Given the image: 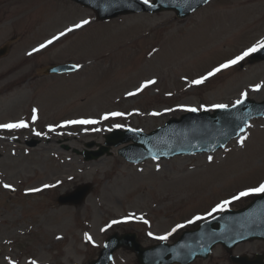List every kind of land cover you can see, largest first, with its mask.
<instances>
[{"label":"rangeland","instance_id":"1","mask_svg":"<svg viewBox=\"0 0 264 264\" xmlns=\"http://www.w3.org/2000/svg\"><path fill=\"white\" fill-rule=\"evenodd\" d=\"M82 20L90 23L33 52ZM261 40L264 0H212L184 20L162 11L106 22L71 0H0V47L10 45L0 57V124L28 125L0 128V264H89L115 232H136L147 246L184 225L165 240L173 242L225 208L248 204L258 193L233 197L264 183V117L253 119L246 132L214 153L135 164L119 154L125 144L93 160L76 151L92 141L89 149H98L117 125L149 132L186 108L232 106L244 92L264 100V61L251 63L248 57L202 84L192 83ZM67 62L79 64V70L61 75L42 71ZM147 80L156 83L128 95ZM255 85L262 87L255 90ZM114 112L123 115H110ZM103 113L109 117L102 119ZM78 120L97 122L69 123ZM35 139V146L26 145ZM61 180V186H54ZM84 183L92 188L83 204L57 201ZM42 186L40 192L31 191ZM226 200L223 210L213 212ZM65 209L71 211L65 225L51 222ZM84 233L96 239H81ZM255 252H264V242L234 249ZM112 264L138 262L133 251L122 247ZM192 264L233 263L218 245L210 258Z\"/></svg>","mask_w":264,"mask_h":264},{"label":"water","instance_id":"2","mask_svg":"<svg viewBox=\"0 0 264 264\" xmlns=\"http://www.w3.org/2000/svg\"><path fill=\"white\" fill-rule=\"evenodd\" d=\"M93 7L100 19H107L122 13L137 10H175L181 17L187 16L209 0H155L154 3L141 4L139 0H77ZM7 47L0 49V55ZM264 58L263 55L254 60ZM68 67V65H66ZM62 66V67H66ZM262 104L244 101L230 109H218L215 114L208 112L194 113L181 119H172L167 125L150 133L141 131H116L107 136V145H119L134 141L120 152L131 161L139 162L149 157L170 158L176 154H194L213 152L225 147L231 139L240 135L241 129L246 130L249 120L264 114ZM32 144H36L33 142ZM92 145V144H88ZM109 147L95 152L84 151L86 158L98 157L109 151ZM90 191V186L79 187L74 193L62 196L59 203L81 204ZM264 239V195L255 199L245 209L226 211L204 223L198 230L185 232L172 245L163 243L152 247H143L135 234L112 235L101 251L99 259L91 264H109L114 251L127 246L137 253L140 264H188L196 257H208L212 248L222 243L228 249L237 243L249 239ZM239 264H264L261 258L250 261L247 258H235Z\"/></svg>","mask_w":264,"mask_h":264},{"label":"snow or ice","instance_id":"3","mask_svg":"<svg viewBox=\"0 0 264 264\" xmlns=\"http://www.w3.org/2000/svg\"><path fill=\"white\" fill-rule=\"evenodd\" d=\"M143 2L145 4H149L150 0H143ZM90 21L88 20H82L80 23L75 24L73 27H70L65 31H62L59 33V36L53 37V39L48 40L46 43H42L39 48L33 49V52H37L40 51L41 49L47 47L48 45L52 44L54 40L59 39L60 37L65 36L67 33H70L72 31H74L75 29H80L83 26L89 24ZM264 49V40L259 41L257 44H254L252 47L248 48L247 50H245L244 52L241 53V55L235 57V59H231L228 60L226 63H223L221 65H219V67L214 68L211 72H209L206 76H202L199 79L193 80L192 83L194 85H199L202 84L205 80H207L209 77L214 76L216 73L221 72L223 69L229 68L230 66H233L237 63H239L241 60L245 59V57L250 56L252 53H255L257 51H260ZM32 53H29V55H31ZM156 81L155 80H147L145 81L142 85H140V87L137 89V92H129L128 95H136L138 92L142 91L143 89L155 84ZM262 87V85H255L254 89L255 90H259ZM241 96L243 97H247V93H241ZM244 101L243 100H237L235 102L236 105L242 104ZM229 107V105L227 104H214L212 105V108L214 109H227ZM186 111H191V112H196L198 111L197 108H186L184 109ZM207 110V109H206ZM36 110L33 109V113L35 114ZM110 115L112 116H121L123 115V113H119V112H114L111 113ZM153 115H158V113H153ZM35 119V115L33 117ZM105 119H107V116H105ZM97 121L94 120H78V121H69V123H79V124H93L96 123ZM28 127V125L24 122V121H20L18 123H6V124H0V128H4V129H17V128H25ZM117 127H120V125H117ZM49 130H54L51 128V126L49 127ZM241 132H243V129H241ZM36 135H41V133L37 132L35 133ZM241 144L244 143V138L242 137L239 141ZM209 160H212V157H209ZM4 188L6 189H12V185L10 184H4L3 185ZM47 187V186H46ZM14 190V189H12ZM31 191H39V189H32ZM253 193H264V183L260 184L258 187H254L251 189H248L247 191H242L239 193L238 196H234L233 200L239 199L241 197L244 196H248L250 194ZM229 203V201H224L223 204H218L216 206L215 209H213V212L217 211V210H223V208ZM209 215H212V213H209ZM196 220H200L203 219V217L197 216L195 217ZM193 221H189V223H192ZM112 223H118V221H113ZM145 223H147V221H145ZM184 227V225H176L175 228L172 229V232H169L167 235H163V236H158L156 237V239L159 240H167L168 237L175 232L177 229ZM149 235H152V233H149ZM85 239L87 240H91V237L87 234H85ZM12 264H14V262H12ZM32 264H35V261L32 262Z\"/></svg>","mask_w":264,"mask_h":264},{"label":"bare ground","instance_id":"4","mask_svg":"<svg viewBox=\"0 0 264 264\" xmlns=\"http://www.w3.org/2000/svg\"><path fill=\"white\" fill-rule=\"evenodd\" d=\"M63 182H64V180L61 181L60 186L63 184ZM70 215H71V211H68L67 209H65L63 212H59L57 214L52 215L50 217V220H51V222H55L57 224H63V225H65L66 224L65 219L67 217H69ZM83 225H84V223H83ZM85 226L88 227V224H86ZM85 234H87V233H84V235H80V238L81 239H84L85 238ZM87 235H89L91 237L90 234H87ZM67 237L68 236L65 234L64 239H66ZM91 239H96V237L94 235H92Z\"/></svg>","mask_w":264,"mask_h":264}]
</instances>
